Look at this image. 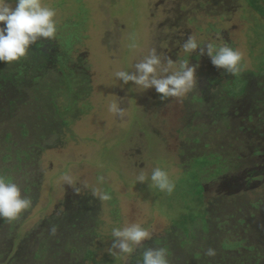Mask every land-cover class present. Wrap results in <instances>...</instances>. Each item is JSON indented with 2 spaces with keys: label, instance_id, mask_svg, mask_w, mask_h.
<instances>
[{
  "label": "rangeland",
  "instance_id": "1",
  "mask_svg": "<svg viewBox=\"0 0 264 264\" xmlns=\"http://www.w3.org/2000/svg\"><path fill=\"white\" fill-rule=\"evenodd\" d=\"M42 3L56 10V41L39 39L45 48L29 50L25 68L0 62V176L31 201L0 219V264H137L139 251L127 261L108 251L112 228L130 222L153 233L145 246L166 247L170 264H264V16L247 0ZM190 34L244 54L240 93L227 94L234 76L206 54L185 56ZM153 48L198 65L189 94L161 100L115 77ZM114 101L122 115L108 110ZM205 155L218 163L197 161ZM157 166L176 183L171 195L136 182ZM195 213L187 234L175 226ZM227 240L242 241L223 249Z\"/></svg>",
  "mask_w": 264,
  "mask_h": 264
},
{
  "label": "clouds",
  "instance_id": "2",
  "mask_svg": "<svg viewBox=\"0 0 264 264\" xmlns=\"http://www.w3.org/2000/svg\"><path fill=\"white\" fill-rule=\"evenodd\" d=\"M56 10L42 3V0H0V62L12 64L28 55L29 49L36 42L45 38L55 40L57 36ZM134 46V45H133ZM186 57H191L199 50V55H207L213 66L224 69L232 76L238 75L243 67L244 54L226 43L218 45L215 41L201 42L194 35H189L181 45ZM188 59L173 60L157 54L153 48L132 66V70H118L115 77L124 85L131 84L142 92L155 89L161 100L182 98L197 86L196 69ZM108 110L115 115H122L123 110L117 102H112ZM99 179H103L100 177ZM64 180L71 184V177ZM137 183H147L149 188L171 195L176 188L175 181L163 168L157 166L150 175L143 169L136 176ZM92 194L101 201H108L111 195L98 188ZM31 204L30 199L22 196L19 186L0 176V219L11 222ZM112 242L109 253L125 261L138 251L141 259L137 264H170L166 247H146L144 242L151 240L153 233L137 222H130L111 230ZM208 257L216 255L215 249L208 248Z\"/></svg>",
  "mask_w": 264,
  "mask_h": 264
},
{
  "label": "trees",
  "instance_id": "3",
  "mask_svg": "<svg viewBox=\"0 0 264 264\" xmlns=\"http://www.w3.org/2000/svg\"><path fill=\"white\" fill-rule=\"evenodd\" d=\"M247 2H248V5L254 11H256L260 15L264 16V6L259 3V0H247ZM54 41H56V40H54ZM45 45H46L45 42H38V43L32 45L29 50H33L34 52H38L39 50H41V48H45ZM57 45H58V43H57ZM58 58H59V60H58ZM55 61L58 62V64L60 65L62 71H64V69L66 67V65L64 64V61H66L65 58H64V55L56 54ZM18 62L20 63L21 68H25L24 67L25 62H24L23 58L20 61H18ZM18 69H20V67ZM67 70H68L69 74H72V69L67 68ZM18 72H20V71L18 70ZM62 73H64V72H62ZM64 75L68 79L69 76L67 74H64ZM241 80H242V78H240V76H238V75L234 76V79L231 81V85H228V87L226 88L228 90L227 94L229 96H236L238 93H240L242 91L244 83ZM209 81L216 82V79L213 77V79H211ZM219 157L220 156H214L213 155V158L211 160H209L208 157L205 155V156H202L200 158L198 157L199 160H197V161H204V163H205L204 165L209 164V163H211L213 161H217V163H218ZM219 166H220V164H219ZM197 177H199V174L197 175ZM194 180H195L194 188H195V192H196V195H197L196 196L197 197V201H199V208H201L202 212L204 213L203 214V219H201V222H203V226H205L206 225L205 224L206 219L204 218V215H205L206 211L204 210L205 209L204 208V204L202 203V201L204 199V193H203L204 192V187H203V185H202V183H201L199 178L194 179ZM187 209L189 210L188 212H192V210L188 206H187ZM197 213H195V216L191 217V219H189V221L185 220L184 222L176 223L175 226L182 227L183 231H185V233L187 234L188 230H189L188 226L190 227L191 225H193V222L196 219L195 217L199 216V215H197ZM240 241H242V240H240ZM240 241L227 240V242L222 243L221 246H222L223 249L234 248L235 246L239 245L237 243L240 242ZM240 244H241V242H240ZM251 248H254V247H251ZM92 255L93 254H87L86 253V256H88L90 259H92Z\"/></svg>",
  "mask_w": 264,
  "mask_h": 264
}]
</instances>
